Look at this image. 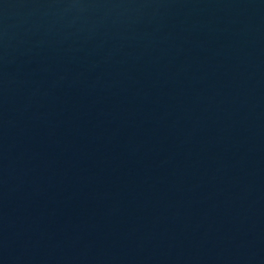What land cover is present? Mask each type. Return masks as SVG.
Listing matches in <instances>:
<instances>
[{"label":"water","instance_id":"obj_1","mask_svg":"<svg viewBox=\"0 0 264 264\" xmlns=\"http://www.w3.org/2000/svg\"><path fill=\"white\" fill-rule=\"evenodd\" d=\"M0 264H264V0H0Z\"/></svg>","mask_w":264,"mask_h":264}]
</instances>
